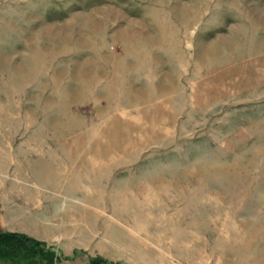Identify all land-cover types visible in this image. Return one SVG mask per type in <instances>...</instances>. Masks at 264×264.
Instances as JSON below:
<instances>
[{"label":"rangeland","instance_id":"1","mask_svg":"<svg viewBox=\"0 0 264 264\" xmlns=\"http://www.w3.org/2000/svg\"><path fill=\"white\" fill-rule=\"evenodd\" d=\"M0 228L264 264V0H0Z\"/></svg>","mask_w":264,"mask_h":264},{"label":"trees","instance_id":"2","mask_svg":"<svg viewBox=\"0 0 264 264\" xmlns=\"http://www.w3.org/2000/svg\"><path fill=\"white\" fill-rule=\"evenodd\" d=\"M96 260L92 264H96ZM59 264L55 249L27 235L0 228V264Z\"/></svg>","mask_w":264,"mask_h":264}]
</instances>
